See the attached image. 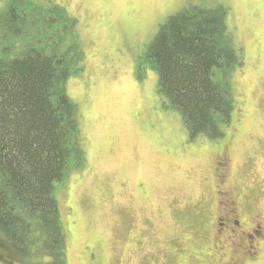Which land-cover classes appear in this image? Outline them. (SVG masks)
<instances>
[{"label": "rangeland", "instance_id": "374dc122", "mask_svg": "<svg viewBox=\"0 0 264 264\" xmlns=\"http://www.w3.org/2000/svg\"><path fill=\"white\" fill-rule=\"evenodd\" d=\"M203 1L0 0V16L14 3L26 11L20 41L29 38V7L48 14L56 4L78 19L83 70L68 91L80 107L86 163L58 195L69 264H89V251L105 264H180L169 243L176 237L188 246L206 242L215 204L213 159L229 133L235 136L227 186L248 214L264 211V0ZM200 3L227 5L244 56L233 72L240 109L218 141L190 139L181 112L159 93L157 71L142 59L169 16ZM186 262L201 264L194 256ZM0 264H7L3 255Z\"/></svg>", "mask_w": 264, "mask_h": 264}, {"label": "trees", "instance_id": "16d2710c", "mask_svg": "<svg viewBox=\"0 0 264 264\" xmlns=\"http://www.w3.org/2000/svg\"><path fill=\"white\" fill-rule=\"evenodd\" d=\"M204 3L169 16L142 59L190 139L218 141L240 109L233 72L244 56L227 5ZM77 20L56 4L48 14L29 7V38L20 41L26 11L14 3L0 16V258L7 264H69L58 195L86 163L81 111L68 91L83 70Z\"/></svg>", "mask_w": 264, "mask_h": 264}, {"label": "flooded vegetation", "instance_id": "af4514ba", "mask_svg": "<svg viewBox=\"0 0 264 264\" xmlns=\"http://www.w3.org/2000/svg\"><path fill=\"white\" fill-rule=\"evenodd\" d=\"M231 142L227 145L223 142L214 155L212 170L216 179L215 204L210 233L204 234V237L208 234L206 242L188 246L176 237L169 243L180 264H186L190 256H194L201 264H261L263 261L264 213L248 214L227 186L230 173L227 150ZM101 260L94 252H88L89 264H105Z\"/></svg>", "mask_w": 264, "mask_h": 264}]
</instances>
